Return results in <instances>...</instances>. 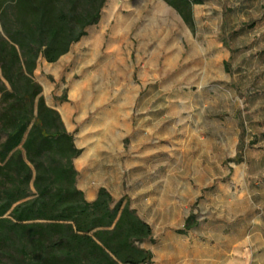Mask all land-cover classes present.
I'll list each match as a JSON object with an SVG mask.
<instances>
[{"label":"rangeland","instance_id":"rangeland-1","mask_svg":"<svg viewBox=\"0 0 264 264\" xmlns=\"http://www.w3.org/2000/svg\"><path fill=\"white\" fill-rule=\"evenodd\" d=\"M107 12L112 19L92 40L101 50H118L106 70L88 74L85 39L63 66L48 71L43 64L34 77H46L50 97L71 110L68 126L84 145L91 118L101 111L109 123L142 128V136L125 137L123 146L130 152L154 149L155 156L129 175L126 203L154 227L160 220L193 217L187 231L201 234L196 238L208 245L209 256L215 254L219 228L247 215L250 183H261L250 175L264 173V0H206L194 9L192 27L162 0H109ZM221 30H239L233 39L224 32L233 57L215 51ZM117 94L123 106L131 104L130 119L121 117L126 110L117 119L107 114ZM150 172L160 178L141 179Z\"/></svg>","mask_w":264,"mask_h":264},{"label":"trees","instance_id":"trees-1","mask_svg":"<svg viewBox=\"0 0 264 264\" xmlns=\"http://www.w3.org/2000/svg\"><path fill=\"white\" fill-rule=\"evenodd\" d=\"M189 26L202 0H164ZM107 0H0V264H147L152 229L101 188L77 187L80 154L35 79L96 24ZM193 217L186 220L187 231Z\"/></svg>","mask_w":264,"mask_h":264},{"label":"crops","instance_id":"crops-1","mask_svg":"<svg viewBox=\"0 0 264 264\" xmlns=\"http://www.w3.org/2000/svg\"><path fill=\"white\" fill-rule=\"evenodd\" d=\"M162 1L165 2L164 0ZM108 2L109 0H107L102 9L99 21L87 28L86 35L83 36L79 42L74 44L68 53L60 57V59L54 63H48L44 59H39L35 71H40V67L43 64L47 66L48 71L57 65L63 66L68 59V55L75 50L74 47L85 39H88V51L90 54L88 60L89 67L87 69L88 74H96V71L100 69L106 70V66H108V63L112 60L111 54L118 50L117 48H113L114 45H106L105 49L101 50L102 45L97 47L96 44H92V40L97 28L104 24L105 21H110V19H112L107 12ZM205 2L206 0H202L201 3L194 4L193 11L197 8L202 9ZM238 31L239 30H232L228 32V30H226L225 32L224 30L226 35L230 36L232 39L238 36ZM224 32H222V30L220 32V41L222 43L217 46L219 48H216L215 51L222 52V49H224V51L226 50V53H228V57H233L229 54L231 51L229 45L230 41L228 40L229 37L226 41ZM223 45H225V48ZM211 53H213V47L207 52L209 55L204 57V63L207 69L212 66ZM220 60V66L222 71H224L223 59L220 58ZM215 64L219 66V62L216 61ZM48 71L45 75H48ZM58 71L63 73L61 72L62 70ZM36 76L37 75H35V77ZM45 78L46 77L35 78L43 88L45 101L50 107L56 109L60 113L67 131L72 133L74 126L70 125L69 127L68 122L69 119H73V114L71 110H69L68 113L65 112L66 104L57 103L50 97V92L47 88L48 82ZM211 80H213V78ZM117 95V103L111 105L107 114L109 113L113 119H117L121 114L120 111L126 110L125 115H121V117L130 119V117H132V112H130L131 104L130 106H128V104L123 106L122 101L124 97H121L122 95L120 94ZM138 96L139 93L137 92L136 95H133L132 101L137 100ZM105 113L106 112L101 111L98 112L97 115L92 116L90 121L91 124L87 128L90 139H88L85 145L83 142H78L80 138L76 139L74 137L75 145L80 149V154L74 159V165L78 171L77 187L84 193L87 201H94L97 198L99 190L105 188L113 197L114 202L123 200L124 204L126 203L125 196L127 194L124 185H126L125 183L129 175L133 174L136 168L145 167V164L155 156L153 154L154 149H151L150 152L146 151V147L143 148V150H137V152H135V150L134 152H130V150L127 151L122 141L125 137L137 140L142 136L140 133L142 128L132 124L122 125L109 123ZM83 118H85V115L79 114L78 120L82 121ZM111 134H115V136H111ZM112 141H114V146L111 145ZM150 176L160 178L159 172H150L142 176L141 179H147L150 178ZM250 178L253 180L258 179L261 183H250L251 188L249 189V195L250 198L252 197L253 199L251 198V204L246 210L247 215L244 218H240L239 222H232L231 224L224 225L225 228L224 226L219 228L220 233L217 234L219 242H216L215 246V252L217 253L211 254L210 256L207 251L208 245L199 240L200 238H196L198 237L197 235L201 236V234H194L195 232L192 231H182L186 221L182 219L160 220L154 227L153 224L144 220L137 213L152 229L153 241H146L141 244L143 248L150 250L152 253V260L147 264H264V173L256 175L255 178L250 175ZM133 184L134 186L137 185L135 183ZM144 195L145 194H141L140 196L143 197ZM131 208L134 209L133 206H131ZM169 208L170 206L167 207V209ZM224 234L227 236L224 237ZM228 235L231 237H228ZM233 236L238 237L235 239ZM230 238H233L234 242L229 247H225L224 244L228 242Z\"/></svg>","mask_w":264,"mask_h":264}]
</instances>
